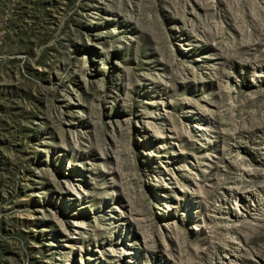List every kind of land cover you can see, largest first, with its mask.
<instances>
[{"label":"rangeland","instance_id":"obj_1","mask_svg":"<svg viewBox=\"0 0 264 264\" xmlns=\"http://www.w3.org/2000/svg\"><path fill=\"white\" fill-rule=\"evenodd\" d=\"M0 264H264V0H0Z\"/></svg>","mask_w":264,"mask_h":264}]
</instances>
